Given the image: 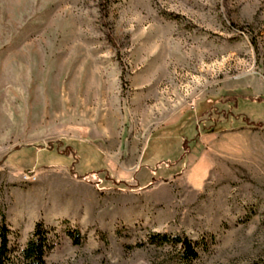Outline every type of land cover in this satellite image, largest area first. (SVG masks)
Listing matches in <instances>:
<instances>
[{
    "label": "rangeland",
    "instance_id": "obj_1",
    "mask_svg": "<svg viewBox=\"0 0 264 264\" xmlns=\"http://www.w3.org/2000/svg\"><path fill=\"white\" fill-rule=\"evenodd\" d=\"M4 222L13 264L40 224L47 264H264V0H0Z\"/></svg>",
    "mask_w": 264,
    "mask_h": 264
},
{
    "label": "trees",
    "instance_id": "obj_2",
    "mask_svg": "<svg viewBox=\"0 0 264 264\" xmlns=\"http://www.w3.org/2000/svg\"><path fill=\"white\" fill-rule=\"evenodd\" d=\"M105 4V2H103ZM234 95V94H233ZM239 97L241 93L235 94ZM203 108H201V114L203 115ZM167 139H161L159 134L151 137V140L148 142V145L143 153L142 160L139 164V168L146 167L150 170L153 178L148 183L147 186L142 187L133 181H118V180H107L114 189H121L125 191H135L137 189H145L152 185L157 178V169L167 157L170 155L174 148H171L169 144L164 142ZM73 146L69 147L71 149V155L73 160L71 165L80 163L83 160L84 154L82 151L87 149L89 145L85 142H80L76 140H71ZM184 151H187L186 140L183 139L180 141L179 145ZM51 149H47L48 153L54 152V145H51ZM87 147V148H86ZM43 149V147H41ZM61 156L67 158V153H61ZM72 173L73 169L71 170ZM76 175V174H74ZM96 175V174H94ZM89 179L90 178H86ZM91 182L94 183L98 189H102V182L97 180V178L91 179ZM10 230L3 223L0 229V264H13L11 251H10V240H9ZM76 243H79L80 236H73ZM48 231L43 228L40 224L38 225L32 239L26 245V248L22 252L23 264H47L46 263V252L49 248L48 244ZM150 243L157 247L171 246L179 250L181 260L185 263H192L193 261L199 258V244L182 236L171 237L167 234H154L150 237Z\"/></svg>",
    "mask_w": 264,
    "mask_h": 264
}]
</instances>
